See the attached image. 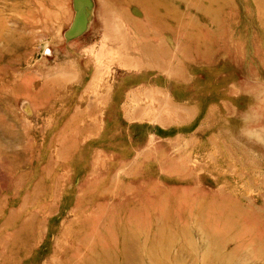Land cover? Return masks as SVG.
Here are the masks:
<instances>
[{
    "label": "rangeland",
    "instance_id": "374dc122",
    "mask_svg": "<svg viewBox=\"0 0 264 264\" xmlns=\"http://www.w3.org/2000/svg\"><path fill=\"white\" fill-rule=\"evenodd\" d=\"M0 264H264V0H0Z\"/></svg>",
    "mask_w": 264,
    "mask_h": 264
},
{
    "label": "bare ground",
    "instance_id": "6f19581e",
    "mask_svg": "<svg viewBox=\"0 0 264 264\" xmlns=\"http://www.w3.org/2000/svg\"><path fill=\"white\" fill-rule=\"evenodd\" d=\"M102 6V5H101ZM100 6V7H101ZM104 6V5H103ZM102 6V7H103ZM104 12V11H103ZM104 16V15H103ZM109 16V15H108ZM110 18V17H109ZM111 28V27H110ZM104 31L106 30L105 28L103 29ZM103 31V35L104 36H107L108 34H106L105 32ZM117 31V37L120 39V41L122 42V43H125V42H127V37L128 36H126V34H125V32L124 31H122V30H120V29H117L116 30ZM108 38V37H107ZM124 46V45H123ZM99 48H100V46H99ZM122 49H123V47H122ZM98 51H99V49H98Z\"/></svg>",
    "mask_w": 264,
    "mask_h": 264
}]
</instances>
